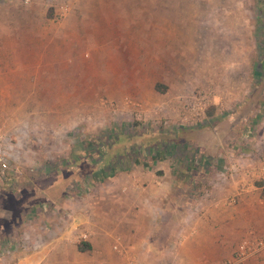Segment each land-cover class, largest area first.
<instances>
[{
	"label": "rangeland",
	"instance_id": "1",
	"mask_svg": "<svg viewBox=\"0 0 264 264\" xmlns=\"http://www.w3.org/2000/svg\"><path fill=\"white\" fill-rule=\"evenodd\" d=\"M263 59L264 0H0V71L16 76L0 80V130L26 138V172L0 187V242L14 249L4 264L32 253L23 219L50 228L51 206L33 209L43 190L47 205L76 201L157 156L178 167L183 128L264 92Z\"/></svg>",
	"mask_w": 264,
	"mask_h": 264
},
{
	"label": "crops",
	"instance_id": "2",
	"mask_svg": "<svg viewBox=\"0 0 264 264\" xmlns=\"http://www.w3.org/2000/svg\"><path fill=\"white\" fill-rule=\"evenodd\" d=\"M11 63L20 75L18 60ZM5 68L0 71L3 87L16 77L14 69ZM31 72H25V78ZM240 100L226 104L225 112L204 120L205 124L180 131L183 151L178 167L173 157L157 156L140 167L111 174L109 182L86 184L76 201L66 197L60 203L51 198L47 205L43 190L44 195L35 196L39 199L33 209L45 213L51 206L50 228L44 230L46 219L40 217L37 226L43 230L32 232L26 226L35 216L23 219L27 225L21 226L19 237L29 244H43L28 255L20 254L18 260L23 264H222L247 230L264 228V180L258 176L264 163V92H246ZM49 109L56 110L57 103ZM226 169L230 172L221 175ZM47 171L38 175L52 174ZM12 181L9 176L0 178V187L14 188ZM81 231L89 234L85 242L90 249L84 252L77 247ZM11 244L0 242V264L11 259Z\"/></svg>",
	"mask_w": 264,
	"mask_h": 264
},
{
	"label": "built area",
	"instance_id": "3",
	"mask_svg": "<svg viewBox=\"0 0 264 264\" xmlns=\"http://www.w3.org/2000/svg\"><path fill=\"white\" fill-rule=\"evenodd\" d=\"M22 133L23 131L14 132L13 140L10 133L0 130V178L20 177L26 172L22 166V158L26 150V138ZM29 170L30 172L34 171L32 168ZM227 171L228 169L224 170L221 175L224 176ZM259 172L258 176L264 180V163L259 167ZM88 236L87 231H81L78 238L81 241H87ZM22 239L21 247H27L26 250H36L43 244V242H35L30 243V245L24 238ZM114 248L117 249V246H114ZM250 262L264 264V228L247 230L240 238L230 257L226 258L222 264H248Z\"/></svg>",
	"mask_w": 264,
	"mask_h": 264
},
{
	"label": "trees",
	"instance_id": "4",
	"mask_svg": "<svg viewBox=\"0 0 264 264\" xmlns=\"http://www.w3.org/2000/svg\"><path fill=\"white\" fill-rule=\"evenodd\" d=\"M78 250L81 251V252H84V251H87L90 249V246L87 242L85 241H81L78 245Z\"/></svg>",
	"mask_w": 264,
	"mask_h": 264
}]
</instances>
